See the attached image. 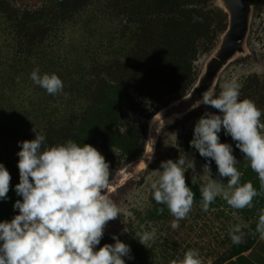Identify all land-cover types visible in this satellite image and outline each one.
<instances>
[{"label":"rangeland","instance_id":"rangeland-1","mask_svg":"<svg viewBox=\"0 0 264 264\" xmlns=\"http://www.w3.org/2000/svg\"><path fill=\"white\" fill-rule=\"evenodd\" d=\"M249 6L241 49L209 89L218 95L220 86L234 79L240 99L254 101L264 112V0H249ZM228 28L229 12L221 0H0V164L12 177L8 199L0 200V222L19 214L17 153L20 142L36 138V128L46 137L44 148L68 140L90 144L109 163L110 197L122 216L109 222L97 250L115 244L117 236L134 257H124L125 264H170L189 249L198 250L203 264H264V240L252 235L264 195L243 210L218 197L204 212L199 185L209 160L190 146L204 113H220L205 105L193 110L194 104L187 107L184 101L217 56ZM37 67L41 75L59 76L62 94L49 95L34 84L30 74ZM161 112L166 123L160 121L157 132L150 125ZM219 136L241 161V183L251 182L259 191L258 176L244 167L235 142L223 130ZM180 156L192 165L185 178L195 201L189 217L173 230V217L151 199L147 184L152 171H162L161 162ZM142 159L146 164L129 175ZM210 167L212 179H219L215 161ZM237 224L248 225L239 245L229 236ZM152 229L156 239L146 248L135 233Z\"/></svg>","mask_w":264,"mask_h":264},{"label":"clouds","instance_id":"clouds-1","mask_svg":"<svg viewBox=\"0 0 264 264\" xmlns=\"http://www.w3.org/2000/svg\"><path fill=\"white\" fill-rule=\"evenodd\" d=\"M30 79L49 95L63 93V82L56 74L41 75L37 67ZM220 87L218 95L210 88L193 105V110L205 105L220 113L205 112L195 124L190 141V146L209 160L203 166L199 185L204 212L218 197L232 209L243 210L253 206L254 198L264 195V112L254 101L240 99L236 80H228ZM160 121L165 125L162 112L152 118L150 129L158 132ZM222 130L243 154L244 167L257 174L259 191L251 182L241 183L242 173L237 167L241 161L233 155L231 144L220 142ZM33 131L35 139L19 143L20 182L15 191L22 201L14 204L18 215L10 222H0V264H125L124 257L134 259L130 246L117 236L112 237L115 244H105L97 250L109 222L122 216L121 207L110 197L112 172L105 157L92 145L81 146L72 140L44 148L45 135L36 128ZM211 161L217 165L219 179H212ZM141 163L146 164L142 159L128 174L133 175ZM160 168L162 171H152L155 178L148 177L147 190L156 205L167 208L173 217L171 228L177 230L194 207L195 194L185 178L186 169L192 165L180 156L177 161L161 162ZM224 178L227 184L222 182ZM11 179L10 172L0 164V200L8 199ZM158 212L163 214L164 207ZM257 215L252 235L259 234V239L264 240V208ZM242 227L248 225L229 228L235 245L243 243ZM124 232H128L126 227ZM135 238L147 248L155 241L156 230L136 232ZM170 264H203V260L198 250L189 249L183 259H173Z\"/></svg>","mask_w":264,"mask_h":264},{"label":"water","instance_id":"water-1","mask_svg":"<svg viewBox=\"0 0 264 264\" xmlns=\"http://www.w3.org/2000/svg\"><path fill=\"white\" fill-rule=\"evenodd\" d=\"M223 2L229 12V28L217 56L209 62L195 90L184 101L187 107L202 98V93L209 89L219 69L234 53L241 49L246 35L250 10L249 0H223Z\"/></svg>","mask_w":264,"mask_h":264},{"label":"bare ground","instance_id":"bare-ground-1","mask_svg":"<svg viewBox=\"0 0 264 264\" xmlns=\"http://www.w3.org/2000/svg\"><path fill=\"white\" fill-rule=\"evenodd\" d=\"M221 1H222L223 5L225 6V4H224L223 0H221ZM225 7H226V6H225Z\"/></svg>","mask_w":264,"mask_h":264},{"label":"trees","instance_id":"trees-1","mask_svg":"<svg viewBox=\"0 0 264 264\" xmlns=\"http://www.w3.org/2000/svg\"><path fill=\"white\" fill-rule=\"evenodd\" d=\"M230 258H232V257H230Z\"/></svg>","mask_w":264,"mask_h":264}]
</instances>
